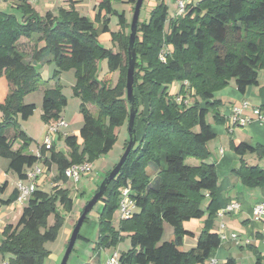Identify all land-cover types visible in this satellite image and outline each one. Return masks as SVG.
Here are the masks:
<instances>
[{
    "label": "trees",
    "instance_id": "trees-1",
    "mask_svg": "<svg viewBox=\"0 0 264 264\" xmlns=\"http://www.w3.org/2000/svg\"><path fill=\"white\" fill-rule=\"evenodd\" d=\"M0 2L9 3L12 9L0 10V74L9 86L6 100L0 104V159L9 161V170L18 179H25L26 171L42 161L25 153L31 139L22 130L21 121H27L37 109L25 98L47 86L42 120L45 125L59 120L68 99L57 80L61 72L74 70L77 83L73 90L81 100L83 118L80 136L66 134L67 154L53 146L47 156L41 146L44 164L49 169L57 167L56 183L68 181L65 172L72 165L94 163L113 149L115 129L128 123L131 106L138 110L135 129L139 122L143 125L142 135L138 138L136 133L137 143L120 173L98 202L103 207L94 250L117 248L125 234L130 249L120 255V264H204L210 260L222 239L211 231L219 210L218 172L207 162L211 157L208 144L216 138L207 117L212 113L214 123H225L222 102L215 100V94L230 82L234 81L243 95L259 85V73L264 71V0H196L183 14L173 17L166 1L160 0L149 20L138 24L132 104L126 90L131 23L125 11L114 10L113 3L127 4L134 11L137 0H97L95 22L101 32H110L109 15L118 17L121 30L112 34L117 52L100 45L99 30L73 4L59 8L57 14L41 15L30 0ZM22 38L33 43L31 54L19 48ZM162 53L165 62L160 58ZM104 60L108 73H119L114 87L99 78V62ZM41 62L55 63L54 87L48 86L50 80H44L36 69ZM176 83L179 90L171 93L170 87ZM260 109L264 113V105ZM19 141L23 145L15 149ZM231 147L242 157L235 171L240 182L248 188L264 187V170L243 160L248 153L262 160L264 147L233 142ZM189 159L199 163L187 164ZM126 187L136 210L116 229L112 220L119 209L120 190ZM17 196L1 204H13ZM73 206L69 189L60 185L38 189L17 223L3 230L0 253L11 256L8 264H43L49 255L45 244L56 239L65 221L58 207L68 213ZM89 214L84 223L89 222ZM206 214L197 246L183 251L184 237L189 234L184 223ZM51 215L54 224L49 226ZM165 223L174 229L168 242H162ZM81 238L79 234L78 240ZM247 249L261 264L258 249ZM224 264L237 262L231 258Z\"/></svg>",
    "mask_w": 264,
    "mask_h": 264
},
{
    "label": "crops",
    "instance_id": "crops-1",
    "mask_svg": "<svg viewBox=\"0 0 264 264\" xmlns=\"http://www.w3.org/2000/svg\"><path fill=\"white\" fill-rule=\"evenodd\" d=\"M30 1L41 15H45L47 12L57 14L59 8L67 7L72 4L79 11L81 8L80 3L83 4L84 0ZM4 4L10 5L9 3ZM95 9L96 7H94L93 10ZM79 12L82 14L81 11ZM87 18L90 20L89 17ZM24 41H26L25 38H22L20 44H23ZM0 81H2L3 84L5 83L2 78H0ZM5 92L7 94L8 91ZM42 95L44 97V90L42 92ZM32 96H27L25 98V102L27 104H35L37 110L41 109L40 113L42 116V103L39 105V102L31 99ZM215 100L222 102L220 112L225 117V119L227 118L233 107L241 106L243 102L246 101L249 103V107L251 108H261L264 105V83H261L259 81L258 86L249 88L246 94L243 95L237 90L235 82L232 81L230 82L228 87L215 94ZM37 113L38 115L36 116V120L39 121L40 113ZM244 115L253 118V114L250 109L244 111ZM79 119H82L83 122L81 114L79 115ZM208 123L211 125L214 133L216 134V138L208 144L209 150L211 152V157L207 162L210 164H214L218 172L217 198L219 206V210L217 212L215 222L211 231L212 233L223 235L225 236V238L222 239L221 246L214 252L212 258L206 261L204 264H209L210 261H216L217 264H224L228 259L231 258L235 259L237 264H258L256 256L253 254L252 251L247 249L248 246H254L258 249L261 254V264H264V224L259 219H257L253 213L254 207L264 198V187L248 188L240 182V180L236 176L235 171L240 168L242 157L239 156L231 147L232 142L235 144L247 143L252 147H264V123L254 120L244 127L234 128H230V125L227 120L223 124L214 123L213 119L211 121L208 120ZM21 126L22 130L28 136L29 134L27 130H25V128L31 127L30 120H28L27 122L21 121ZM44 131L45 130H42L41 134L38 133L39 135H34V137L40 140V136H42V138L44 136ZM63 131L67 134L66 130ZM43 142L41 143L40 141L38 143L37 154L39 152L40 147L43 145ZM17 145L18 143L15 145V149H17ZM53 146L57 147V144L55 146L54 143ZM49 154V151H47V156ZM243 160H245L248 165H258L264 170V158L262 160H259L256 154L248 153L243 157ZM0 163V166H2V169H4L1 174L3 184L0 186L1 246L3 241L4 228L9 224L17 223L22 214L24 206L18 208L19 206L16 204V201L10 205L1 204V202H7L9 198L14 197L15 194L18 195L16 189L18 177L16 174L9 170L8 160L0 159ZM40 165H44V156L42 157ZM52 170L53 166H51L48 171H51L53 173ZM48 179L49 174H45V178L43 175L39 179V190H51L47 189V182H49ZM60 186L62 188L68 189L62 185ZM234 202H237L239 204V209L233 212L225 211L226 208ZM207 218L208 215L206 214L201 219L190 220L184 223V229L189 234L184 237V243L182 247L183 251H189L197 246L199 236L206 225ZM74 222L75 221H72L71 226L68 230H66L68 238H71L72 230H74L76 226L77 222ZM89 227L93 228L94 230L96 229L98 235V225L96 221H93L91 224H89ZM234 234L238 236L237 239L232 238ZM97 235L92 237L93 241L91 242L88 234L81 236L80 230V236L82 238L77 240L76 244L78 243V241L82 243L80 249H83V252L86 255V263L84 264H102L109 256L112 255V251L117 252L119 255H121L123 252H127L130 249V239L127 237L128 239L126 238L127 240H125L128 241V244H126L127 242L124 243L126 244V247L124 249L122 245L125 240L116 249H108L96 252L94 248L97 240ZM173 235L174 229L168 223H165L162 242H168L172 240ZM84 244H87V247H84ZM6 257L8 258V260H6ZM10 257V255H0V264L1 262L2 264L3 262H8Z\"/></svg>",
    "mask_w": 264,
    "mask_h": 264
},
{
    "label": "rangeland",
    "instance_id": "rangeland-1",
    "mask_svg": "<svg viewBox=\"0 0 264 264\" xmlns=\"http://www.w3.org/2000/svg\"><path fill=\"white\" fill-rule=\"evenodd\" d=\"M160 0H144L143 2V7L141 10V14H140V22H147L149 20L150 14L152 12V10L157 6L158 2ZM166 4L169 7V15L170 17H173L176 15L177 13V1L176 0H165ZM85 4V5H84ZM84 5V6H83ZM98 5V2L96 0H84L83 4L80 3V10L82 12V15L89 17L91 22L94 23L95 27L99 30V43L101 46L107 48V49H112L114 52L118 51L117 45L114 44L113 40H112V34L113 33H117L119 32L120 26L118 24V17L116 14L113 15H109L110 18V32L107 33H103L101 32V28L99 26L98 22H95V16L97 14V10H93L94 7H96ZM135 7V6H134ZM113 8L115 11H118L120 13H122L123 11L127 12V18L129 20V22L131 23L132 18H133V10L128 7L127 4L121 3V2H114L113 3ZM0 10H4V11H9L11 12L12 9L9 5H6L4 3L0 2ZM26 41H24L23 44L19 45V48L28 53L31 54L32 50H33V43L30 41H27V39H25ZM43 44H40V46H42ZM36 69L38 70V72L42 75L43 79L49 82L50 87H54L55 86V80H53L55 71H56V65L54 62H41V63H37L35 65ZM108 63L106 60L99 62V78H101L102 80L106 81L111 87H114L117 82H118V78H119V73H108ZM0 78L3 79V81L5 82L4 84L2 83V81H0V104L4 103L8 92H9V86H8V82L7 79L5 77V75H0ZM59 84L62 86V93L64 94V96L68 99V106L63 110L62 113V118L65 119V121L68 124V127L65 129L67 132V135H76V136H80V130L83 126V122L82 119H79V115H80V105H81V100L76 97L74 95V86L77 83L76 77H75V72L74 70H67L64 72H61L60 76L58 77ZM259 81L261 83H264V71H260L259 73ZM47 86H44V88H46ZM180 84L176 83L174 85H172L170 87V92L171 93H176L179 90ZM44 88L39 89L38 91L30 94L32 97L31 99L34 101L39 102V105L42 103L43 101V95L42 92L44 90ZM5 91H8L7 94ZM28 95V96H30ZM91 111L93 113H96V110L94 107H90ZM41 110V109H40ZM40 110L36 109L35 114L30 117L28 120H30L31 122V127H27L25 128V130H27L28 132V136L31 139V142L29 144V146L25 149V153L29 154V155H36L37 151H38V143L41 141V143L44 141V138L46 137L47 134V130H46V125L44 124L42 117H41V113ZM141 110V108H140ZM40 113V117H39V121L36 120V116L38 115V113ZM35 118V119H33ZM213 119V114L210 113L207 117V120L211 121ZM27 120V121H28ZM27 121H23V122H27ZM0 122H2V112L0 110ZM45 125V126H44ZM44 127V128H43ZM42 130L44 131V136L42 138V136H40V140H38L37 138L34 137L38 136V133H42ZM143 132V125L142 123H138L137 124V129H136V133L138 138L141 137ZM65 132H63V134H59L56 135L54 138V143L55 146L57 144L56 150L57 151H61L65 154H67L68 150L67 147L65 145ZM115 134L117 137V141L113 147V149L106 155H104L103 157H101L100 159H98L97 161H95L94 163H92V168L89 172H87L81 179V181L78 184H75L72 180H68L66 183L62 182H55V178L58 175V170L56 166H53V173L50 171H47L46 174H49V179L47 182L48 186L47 189H52L55 185H62L66 188H68L70 190V197L73 199L74 202V206H73V210L71 212H64L62 211L61 207H58V210L60 213H62L63 217H64V224L62 225V227L60 228V230L58 231V235L56 237V239L52 242H48L45 244V249L49 252V255L45 258L44 263L43 264H61L63 261V258L65 256L66 250L68 248L69 245V241L70 238H68L66 230L69 229V227L71 226V222L75 221L78 222V220L80 219L83 210L85 208V206L88 204V202H90L92 200V198L95 195L96 190L98 189V186H101L102 182L105 180V176L107 174V172L111 171L114 169V167L120 162L124 152H125V145L129 142V130H128V123L124 124L121 127H118L115 129ZM33 135V136H32ZM23 145V142L19 141L18 145L16 146L17 149L20 148ZM19 146V147H18ZM50 153V151H49ZM6 160V159H5ZM187 164H198L199 162L194 160V159H189L187 161ZM1 164V163H0ZM4 171V169H2V166H0V186L3 184L2 182V178H1V174ZM52 174V176H51ZM48 176V175H46ZM45 178V175H44ZM27 183V182H26ZM77 189V190H76ZM81 193V195H80ZM22 206H19L18 208H21ZM103 205L102 203H98L95 208H93V210L90 212L89 214V222L85 223L81 229V236H84L85 234H88V236L90 237L89 239L91 240V242L93 241V238L95 235H97V230L90 228L89 224H91L93 221H96L97 225H98V217H99V212L101 211ZM122 220V214H121V210L118 209L114 216H113V220H112V224L113 226L118 229L119 228V223ZM74 222V223H75ZM89 223V224H88ZM54 224V216L51 215L48 218V225L52 226ZM73 232V230H72ZM127 238V235L124 234V239ZM128 239V238H127ZM126 239V240H127ZM124 241L123 242V249L126 247V244H128V241ZM125 242H127L126 244H124ZM82 243L80 241H78V243L75 245L74 251L72 252V255L70 256V260L68 264H84L85 262V258L86 255L83 252V249H80ZM120 245V244H119ZM84 247H87V244H84ZM116 249V248H115ZM114 251H112L113 254ZM1 256H3L0 253ZM8 257V256H7ZM6 257V260H8V258ZM3 263H7L8 262H3ZM2 264V262H1Z\"/></svg>",
    "mask_w": 264,
    "mask_h": 264
},
{
    "label": "built area",
    "instance_id": "built-area-1",
    "mask_svg": "<svg viewBox=\"0 0 264 264\" xmlns=\"http://www.w3.org/2000/svg\"><path fill=\"white\" fill-rule=\"evenodd\" d=\"M193 1L196 0H177V15H181L185 12L186 6ZM162 61H166V57L164 53L160 56ZM181 98L178 100L180 101ZM189 102H186V104ZM250 109L253 118L247 117L244 115V111ZM226 120L228 121L230 128L234 127H244L250 124L252 121L257 120L259 122L264 123V113L260 108H251L249 107V103L243 102L241 106H235L231 109V112L227 116ZM68 127L67 122L64 118H60L57 121L50 122L46 125L47 134L44 138L43 147L49 151L54 144V138L56 135L63 134V130ZM66 136V133L64 134ZM39 158H42L41 147L37 154ZM92 163H84L81 165H72L69 167L65 175L68 180H72L75 184H78L82 177L91 170ZM49 167L47 165H40V163L34 165L31 169L26 171L25 179H18L16 189L18 192V196L16 199V204L18 206H26L34 195V193L38 190V181L39 179L47 173ZM27 182V183H26ZM77 190V189H76ZM121 200L119 204V209L121 210L122 219H129L134 215L136 210V204L132 200L130 196V188H122L120 190ZM239 204L237 202L232 203L230 206L226 208L225 211L233 212L239 209ZM254 216L259 219L264 224V198L254 207ZM221 239H224L225 236L220 235ZM233 239H237V235L232 236ZM7 264V263H3ZM102 264H120V255L117 252H114L111 256H109ZM209 264H217L216 261H210Z\"/></svg>",
    "mask_w": 264,
    "mask_h": 264
},
{
    "label": "water",
    "instance_id": "water-1",
    "mask_svg": "<svg viewBox=\"0 0 264 264\" xmlns=\"http://www.w3.org/2000/svg\"><path fill=\"white\" fill-rule=\"evenodd\" d=\"M144 0H137L134 12H133V18L131 21L130 26V36H129V47H128V56H129V67L127 71V84H126V90H127V100L130 104L134 102V73H135V66H136V53L134 50V44L137 36V30H138V24L140 19L141 10L143 7ZM138 110L134 109L131 106L130 109V118L128 121V130H129V142L125 149V152L120 160V162L114 167V169L110 172L109 176L105 178V180L102 182L99 191L94 195L92 200L88 202V204L85 206L83 213L76 223V226L72 232L68 248L66 250L65 256L63 258V261L61 264H67L68 260L70 258V255L72 254L75 244L78 240V236L80 234V230L88 216V214L93 210V208L97 205L99 200L102 198V196L105 194L109 184L118 176V174L121 171V168L123 167L124 163L126 162L129 154L134 149L137 138H136V129H135V119L137 116Z\"/></svg>",
    "mask_w": 264,
    "mask_h": 264
}]
</instances>
